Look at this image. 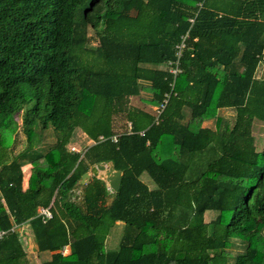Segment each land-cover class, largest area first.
Masks as SVG:
<instances>
[{
  "label": "trees",
  "instance_id": "obj_1",
  "mask_svg": "<svg viewBox=\"0 0 264 264\" xmlns=\"http://www.w3.org/2000/svg\"><path fill=\"white\" fill-rule=\"evenodd\" d=\"M261 63L264 0H0V264H31L26 223L52 252L43 264H264ZM78 128L92 143L72 151ZM109 162L118 192L94 175L81 184Z\"/></svg>",
  "mask_w": 264,
  "mask_h": 264
},
{
  "label": "rangeland",
  "instance_id": "obj_2",
  "mask_svg": "<svg viewBox=\"0 0 264 264\" xmlns=\"http://www.w3.org/2000/svg\"><path fill=\"white\" fill-rule=\"evenodd\" d=\"M256 76L257 77H263L264 76V63H261L259 65V68L257 70ZM144 96L147 98V96H150V95L147 94V93H144ZM130 104L132 106L133 105H138V106L145 107L144 104L142 103V101L140 100V98H138V97H133L132 99H130ZM219 115H221L225 120H227L231 124H233L235 122V119H236V110L233 109V108H222V109L219 110ZM18 117L20 118V116H18ZM126 120H127V118L124 117V116H120L118 118L116 124H117V127L119 128L120 131L125 129ZM203 126L215 128V119H210V120L204 121L203 122ZM82 132H83V130L80 129V128H78L76 130L74 138L72 139L71 143L68 146L69 148H71L73 146L72 144L78 143V145H80V149L83 150L89 145V143H88L89 140H90V143H92L91 139H89L87 136L85 138V136H83ZM253 134L257 137L258 146L262 147L264 145V123L263 122L255 121V123L253 125ZM55 140H56V136L53 133V131L52 130H48L47 138H46L47 145L53 144L55 142ZM25 144H26L25 135H24L23 131L20 128L19 132L17 134V137H16V146H15L16 150L15 151L18 152L19 150H21L25 146ZM93 166H95V165H93ZM91 171L92 170L90 169L89 172H91ZM99 176L100 177H104V175L101 173V171L99 173ZM142 178H143V180L145 182H147L149 184V186H151V187L155 186V183L153 182L152 178L149 176L148 173H144L142 175ZM77 191H81V190L77 189ZM212 217H214V213L213 212H208L206 214V220H210ZM22 232H23V234L25 236V240H26L25 250H26V252H28L30 254V257L32 258V260L36 261V256H37L38 253L36 252V250H32L31 249V244L27 245V242L29 241L28 238H29L30 234L27 233V230H22ZM123 232H124V224L123 223H118V224H116L113 227V229L111 230V232H110V234H109V236L107 238V241H106L107 250H115V249L118 248L119 243L121 241V238L123 236ZM31 234H32V232H31ZM33 240H34V236L32 237V241ZM239 250H241V249L238 246H236L234 248V252L235 253H237Z\"/></svg>",
  "mask_w": 264,
  "mask_h": 264
},
{
  "label": "built area",
  "instance_id": "obj_3",
  "mask_svg": "<svg viewBox=\"0 0 264 264\" xmlns=\"http://www.w3.org/2000/svg\"><path fill=\"white\" fill-rule=\"evenodd\" d=\"M199 5H202L201 3L199 4ZM190 21L191 22H193L194 21V18H190ZM185 38L186 37H183L182 39H181V41L176 45V47H177V49H178V51H177V57H178V59H177V61H175V62H170L169 64H173L172 66H171V68L169 69L170 70V72H172V73H175V74H177V73H179L180 71H181V69L179 68V59H180V56H181V50L185 47ZM175 64V65H174ZM169 97H170V94L169 93H167L166 95H165V98H164V100H163V102L159 105V106H157L156 108H155V110H156V112H157V114L158 115H160V113L162 112V110L165 108V106H166V104L168 103V100H169ZM129 127L131 128V123H129ZM100 139H103V137L101 136L100 137ZM114 141H117V139L116 138H114L113 139ZM71 150L72 151H80V150H78L75 146H72L71 147ZM52 205V204H51ZM51 205H49V206H41V207H39L38 208V214H39V216L41 217V219L43 220V222H47V221H49L50 219H52L53 218V210H52V208H51ZM15 229V227L14 228H12L10 231H13ZM8 231H5V230H1L0 229V240L3 238V236L7 233ZM22 232V231H21ZM23 233V232H22ZM25 239V236H23V240ZM68 246H65L63 249H62V253L63 254H67L68 253Z\"/></svg>",
  "mask_w": 264,
  "mask_h": 264
},
{
  "label": "water",
  "instance_id": "obj_4",
  "mask_svg": "<svg viewBox=\"0 0 264 264\" xmlns=\"http://www.w3.org/2000/svg\"><path fill=\"white\" fill-rule=\"evenodd\" d=\"M91 172H86L83 174L81 178V184H86L92 177V175L96 177H100L99 173L100 171H106V174L104 177H100L104 179L107 183V185L114 191L118 192L121 187V182H122V172L120 170H116L113 163H99L96 164L91 168Z\"/></svg>",
  "mask_w": 264,
  "mask_h": 264
},
{
  "label": "crops",
  "instance_id": "obj_5",
  "mask_svg": "<svg viewBox=\"0 0 264 264\" xmlns=\"http://www.w3.org/2000/svg\"><path fill=\"white\" fill-rule=\"evenodd\" d=\"M82 134H83V136H85V138H86V134H84L83 132H82ZM75 135V134H74ZM74 138V137H73ZM84 138V137H83ZM88 143L89 144H91L90 143V140L88 141ZM78 145V143H74V144H72L73 146H75L78 150H80V151H82V149H80V145ZM84 150V149H83ZM143 179V178H142ZM144 181V180H143ZM145 182V181H144ZM145 183H147V182H145ZM148 184V183H147ZM149 185V184H148ZM109 187V186H108ZM151 187V186H150ZM109 189H110V191L111 192H114L110 187H109ZM77 193L79 194L80 193V191H77ZM118 223H123V222H118ZM117 223V224H118ZM124 224V223H123ZM113 229V228H112ZM20 230L22 231V230H27V233L28 234H30L29 235V238H28V242H27V245L28 244H31V249L32 250H36V252L38 253L37 254V256H36V261L34 260H32V258L30 257V254L27 252V255H28V258H29V260H30V263L31 264H34L35 262V264H43L45 261H48V260H50L51 259V256H52V252L51 251H39L38 250V248H37V244H36V242H35V240H33L32 241V237L34 236V234H33V231H32V229H31V227H30V225L28 224V223H26V224H24V225H22L21 227H20ZM32 232V234H31V232ZM31 239V240H30ZM107 241V240H106ZM24 243H26V240L24 239ZM107 248V247H106Z\"/></svg>",
  "mask_w": 264,
  "mask_h": 264
},
{
  "label": "bare ground",
  "instance_id": "obj_6",
  "mask_svg": "<svg viewBox=\"0 0 264 264\" xmlns=\"http://www.w3.org/2000/svg\"><path fill=\"white\" fill-rule=\"evenodd\" d=\"M101 173L105 175L106 174V171L105 170L104 171H101Z\"/></svg>",
  "mask_w": 264,
  "mask_h": 264
}]
</instances>
